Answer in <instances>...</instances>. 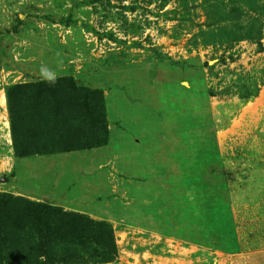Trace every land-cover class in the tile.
Here are the masks:
<instances>
[{
    "label": "rangeland",
    "instance_id": "374dc122",
    "mask_svg": "<svg viewBox=\"0 0 264 264\" xmlns=\"http://www.w3.org/2000/svg\"><path fill=\"white\" fill-rule=\"evenodd\" d=\"M88 104L114 144L61 207L112 227L90 264H264V0H0V159L74 151ZM24 200L0 185L6 231Z\"/></svg>",
    "mask_w": 264,
    "mask_h": 264
},
{
    "label": "trees",
    "instance_id": "16d2710c",
    "mask_svg": "<svg viewBox=\"0 0 264 264\" xmlns=\"http://www.w3.org/2000/svg\"><path fill=\"white\" fill-rule=\"evenodd\" d=\"M70 80V77H62L43 80L38 85L52 91L66 86L83 100H93L97 95L101 100L99 90L77 87ZM30 86L34 85H16V90ZM85 112L90 136L82 144L71 129L66 128L65 135L60 139L61 144L69 148L66 150L93 148L108 142V138L102 140L99 137V133L107 129L99 126L106 120L98 116L97 105H86ZM77 142L82 145L76 146ZM16 155L24 157L32 154L16 146ZM16 212V223L11 225L13 229L10 232L6 231V220L0 216V264H90L114 261L118 256L114 231L104 221H94L87 215L65 211L59 205L29 200L16 204Z\"/></svg>",
    "mask_w": 264,
    "mask_h": 264
},
{
    "label": "crops",
    "instance_id": "0c3cea01",
    "mask_svg": "<svg viewBox=\"0 0 264 264\" xmlns=\"http://www.w3.org/2000/svg\"><path fill=\"white\" fill-rule=\"evenodd\" d=\"M112 144L110 136L106 144L86 150L88 154L74 150L0 159V185L36 201L75 207L91 192L80 174L92 179L96 156L105 155V159H110L102 151L93 152L109 149Z\"/></svg>",
    "mask_w": 264,
    "mask_h": 264
}]
</instances>
